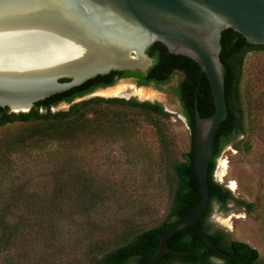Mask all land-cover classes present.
Instances as JSON below:
<instances>
[{"label":"rangeland","instance_id":"obj_1","mask_svg":"<svg viewBox=\"0 0 264 264\" xmlns=\"http://www.w3.org/2000/svg\"><path fill=\"white\" fill-rule=\"evenodd\" d=\"M177 82L178 77H175L162 90L141 89L149 97L137 99L159 102L171 114L163 123L164 145L143 113L113 106L108 111L123 115L121 124L126 128L123 131L106 123L102 128L104 134L82 135L74 142L49 143L40 150L9 154V163L5 169L0 168V193L10 195L11 190L16 189L23 192L21 199L12 203L14 208L8 211L9 223L17 222L20 217L32 219L24 208L28 198L45 203L61 184L69 190L88 191L92 205L84 209L68 202L73 209H67L64 220L57 226L58 243L64 247L71 245L66 256L57 258L55 249L48 247L44 239L30 242L16 238L15 245L9 249L1 247L4 242L0 244V264H7L9 259L14 264H27L39 257H48L47 264H88L93 255L87 252L94 244L113 250L124 243L123 237L130 239L165 219L176 187L172 164L183 161L190 148V132L185 120L178 115L180 107L172 94ZM122 86L134 87L129 81L122 82ZM242 89L245 110L251 106L253 112L252 126L246 117L243 135L218 158L214 178L236 198L254 203L255 207L247 213L233 204L228 205L226 212L214 206L211 221L220 225V220L229 219L231 228L224 229L231 238L250 245L257 251L259 260L264 261V52L246 55ZM111 94H119L118 89L100 91L86 99H105ZM154 94L155 97L151 96ZM67 109L68 106L60 105L53 112ZM42 123L15 122L1 126L0 154ZM223 160L227 163V176L221 182L217 172ZM230 181L237 184L235 191L229 188ZM7 202V198H0L3 213Z\"/></svg>","mask_w":264,"mask_h":264},{"label":"trees","instance_id":"obj_2","mask_svg":"<svg viewBox=\"0 0 264 264\" xmlns=\"http://www.w3.org/2000/svg\"><path fill=\"white\" fill-rule=\"evenodd\" d=\"M220 62L222 64V76L227 104V116L221 123L214 139V158L208 167L209 204L205 214L193 226L180 230L168 239L169 247L175 252H187L179 255L169 252L157 260L154 264H216L211 263L212 256H216L210 246L205 242L201 233L207 232L206 218L211 214L214 206L226 212L228 205L233 204L244 209L247 213L253 211L255 204L236 198L232 192L214 178L216 163L223 150L235 139L244 133L246 117L252 126L253 112L251 106L245 110L243 105L242 76L244 59L248 53L261 51L264 46L249 44L243 36L227 29L221 35ZM148 57L153 59V65L146 73L140 71H113L106 75L97 76L84 84L58 93L34 104L28 112H11L8 108L0 107V127L15 122L28 123L42 121V125L32 130L25 137L9 144L3 155L0 154V168L5 169L9 163V154L13 151L40 150L49 143L58 145L74 142L82 135L104 134L103 125L109 124L118 131L125 130L121 121L122 114H114L108 111L109 107L119 106L127 110H139L145 116L146 121L155 129L158 140L164 145L163 123L171 114L162 104L151 102H138L136 99H84L97 87L110 86L116 82L115 75L121 78H134L139 86H150L162 90L172 79L177 76V85L172 87V93L179 101V112L185 118L190 132V148L184 155L183 161L172 164V170L176 180L172 202L165 219L158 225L140 232L128 239L113 250H107L104 246L94 244L87 252L93 255L88 264H145L158 248V236L164 230L189 214L198 204L200 188L194 167V107L195 101L198 112L202 118L211 116L214 112L213 99L206 76L200 72L199 66L190 58L182 55H174L160 42L152 44L147 50ZM64 79L61 82H67ZM61 104L68 105L64 111H54ZM118 125H120L118 127ZM246 151H250L247 145ZM76 189H79L76 188ZM22 191L11 190V194H1L0 198L8 199L4 204V213L0 212V244L5 249L13 247L16 238L45 240L48 247L55 249L57 258L66 256L68 248L58 243L57 226L64 219L67 209L72 210L73 205L83 206L84 209L92 205L88 191L67 189L62 184L55 187L51 198L42 203L36 198H28L24 204L27 215L32 219L20 217L17 222H8L11 214L8 211L14 208L12 203L21 199ZM93 198V197H92ZM73 205L69 206V203ZM80 204V205H79ZM84 204V205H82ZM16 206V205H15ZM7 212V214H6ZM217 243L216 237L210 235ZM56 241V242H55ZM237 257L225 260L224 264H264L259 260L258 253L247 243H233ZM53 249V250H54ZM232 256V253H230ZM47 258H38L35 262L27 264H47ZM23 263V262H22ZM7 264H14L9 259ZM53 264V263H49Z\"/></svg>","mask_w":264,"mask_h":264},{"label":"water","instance_id":"obj_3","mask_svg":"<svg viewBox=\"0 0 264 264\" xmlns=\"http://www.w3.org/2000/svg\"><path fill=\"white\" fill-rule=\"evenodd\" d=\"M71 13L76 22L65 19ZM232 29L252 45L264 46V0H0V107L28 112L35 103L113 71L146 72V50L162 43L169 53L192 59L209 83L214 112L202 118L194 107V167L200 188L196 207L158 236L145 264L169 252L172 234L195 225L209 204L208 167L214 139L227 116L220 62L222 32ZM90 34L133 44L121 53L129 63H96L94 58L60 57V45L93 49ZM54 44L56 48L49 49ZM93 47V48H92ZM90 49V50H91ZM144 59V65L132 63ZM68 80L61 82V80ZM143 91H134L142 97ZM155 97L156 95H151ZM211 246L213 242L207 237Z\"/></svg>","mask_w":264,"mask_h":264},{"label":"bare ground","instance_id":"obj_4","mask_svg":"<svg viewBox=\"0 0 264 264\" xmlns=\"http://www.w3.org/2000/svg\"><path fill=\"white\" fill-rule=\"evenodd\" d=\"M65 19L68 21H74L76 22V18L71 13L64 12L63 13ZM90 37L92 38L94 48H89L88 50L84 47L79 48L77 52H75L74 44H65L60 45V48L57 49V52L55 54H59L60 57L67 58H74L77 56H80L81 58H94L96 63H129L126 58L121 56V53L126 50L128 47H133L134 49H138L140 47V42L142 39H140L138 36H136V40L133 44H128L127 42L115 40V39H104L101 37H96L95 35L90 34ZM56 45L50 44L49 49H55ZM91 49V50H90ZM132 63L138 64V65H144V59L141 57H138ZM217 176L221 182H224V179L227 176V163L226 161H221L220 166L217 172ZM229 188L232 191H235L237 189V184L234 181H230L228 184ZM222 224L228 226L231 228V223L229 219L222 220Z\"/></svg>","mask_w":264,"mask_h":264},{"label":"flooded vegetation","instance_id":"obj_5","mask_svg":"<svg viewBox=\"0 0 264 264\" xmlns=\"http://www.w3.org/2000/svg\"><path fill=\"white\" fill-rule=\"evenodd\" d=\"M151 61H152V64L150 65V67L154 63L153 59H151ZM135 71H137V70H135ZM138 71H140V70H138ZM146 72H144V73H146ZM175 77H177V76H175ZM114 79H116V82L114 84H112L110 86L95 88V90L91 94L84 97L83 100L86 99L87 97L91 96V95L99 94L100 91H107V90L113 89V88H115L116 90L118 89L119 94H111V95H109L110 98H105L106 100H110V99H120V100L136 99L137 100L140 98H139V96L134 95V91H138L141 89L143 90V89H148V88H154V87H150V86H139L137 84V80L134 78H121V77H119V75H115ZM127 81L131 82L134 85V87L122 86V82H127ZM176 85H177V83H176ZM154 89H156V88H154ZM156 90H158V89H156ZM95 98H100V97H95ZM175 98L177 99L176 96H175ZM88 99H91V98H88ZM101 99H104V98L101 97ZM177 101H178V99H177ZM138 102H141V101H138ZM142 102H150V101H142ZM151 103H159V102H151ZM178 104H179V101H178ZM61 105H66V104H61ZM66 106H68V105H66ZM178 115L185 120V118L180 114V112ZM206 220H207V222H206L207 232H203V233H201V235L204 238L205 242L210 246L213 253L216 255V256H212L211 263L224 264L226 259L229 260V259H234L235 257H237L236 249L233 248L232 246H233V243H239L240 241H235L231 238L229 232L224 229V227H227V226H225L224 224L221 223L222 220L219 221L220 225L211 221V214L206 218ZM210 235H214L216 237L215 239L217 240V243L214 242V240H212ZM207 237L213 242L214 246H211L209 244ZM242 243H244V242H242ZM230 253H232V256L230 255Z\"/></svg>","mask_w":264,"mask_h":264}]
</instances>
